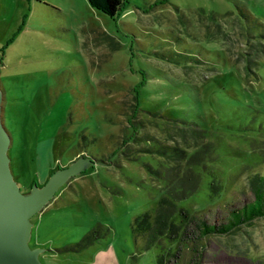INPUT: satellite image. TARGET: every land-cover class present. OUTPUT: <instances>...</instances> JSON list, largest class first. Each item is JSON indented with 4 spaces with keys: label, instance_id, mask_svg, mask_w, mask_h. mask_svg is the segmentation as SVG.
<instances>
[{
    "label": "rangeland",
    "instance_id": "1",
    "mask_svg": "<svg viewBox=\"0 0 264 264\" xmlns=\"http://www.w3.org/2000/svg\"><path fill=\"white\" fill-rule=\"evenodd\" d=\"M0 89L23 193L90 158L31 217L43 264H264V218L198 228L264 173V0H128L114 18L88 0H0ZM169 191L190 215L146 247L133 221Z\"/></svg>",
    "mask_w": 264,
    "mask_h": 264
},
{
    "label": "water",
    "instance_id": "2",
    "mask_svg": "<svg viewBox=\"0 0 264 264\" xmlns=\"http://www.w3.org/2000/svg\"><path fill=\"white\" fill-rule=\"evenodd\" d=\"M0 89V264H43L41 248L29 245L31 217L40 211L68 179L85 170L90 158L79 156L68 166L53 171L47 181L23 193L10 168V136L2 122Z\"/></svg>",
    "mask_w": 264,
    "mask_h": 264
},
{
    "label": "trees",
    "instance_id": "3",
    "mask_svg": "<svg viewBox=\"0 0 264 264\" xmlns=\"http://www.w3.org/2000/svg\"><path fill=\"white\" fill-rule=\"evenodd\" d=\"M88 1L93 8L111 18L118 15L122 8L128 3V0ZM242 16L248 17L245 13H243ZM247 60L249 61L250 59ZM141 84H143V82H141ZM131 90L134 101L129 115L127 114L128 121L133 126L137 124L141 125L144 121L137 119V115L140 112L138 85L134 86ZM171 122L175 124L173 119ZM188 128L195 134H197L196 132L200 133V130L193 126ZM188 128H183V130ZM136 139H138V136L135 137V140ZM177 150L179 149L175 147V151ZM250 184L253 192V199L244 202L242 205L229 207L228 215L224 221L208 223L206 219L202 218L198 223L201 236L211 234L225 235L241 228L243 225L253 223L256 219L264 218V173H255L253 177H251ZM197 187L198 185L195 184L194 187H189L185 193L189 194V192H193ZM210 188L211 191H213L212 187ZM175 191H177V189ZM181 191L184 193L183 189ZM176 196L178 198L179 195H174L172 192H170V195H164L160 199L155 213L145 211L135 217L132 224L133 234L136 238L142 237L145 239L146 247L154 245L160 237H168V234L177 233L182 228L177 218L181 216L180 213L183 207L178 206L175 200ZM183 212H185L186 216L190 215L189 210L186 208L183 209ZM165 260L166 255L163 252L159 253L157 257L158 264H165Z\"/></svg>",
    "mask_w": 264,
    "mask_h": 264
},
{
    "label": "flooded vegetation",
    "instance_id": "4",
    "mask_svg": "<svg viewBox=\"0 0 264 264\" xmlns=\"http://www.w3.org/2000/svg\"><path fill=\"white\" fill-rule=\"evenodd\" d=\"M66 166H68V165H66ZM63 167H65V166H63ZM28 193V192H27Z\"/></svg>",
    "mask_w": 264,
    "mask_h": 264
}]
</instances>
